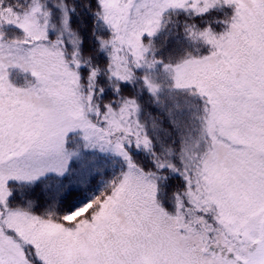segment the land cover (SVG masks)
Returning a JSON list of instances; mask_svg holds the SVG:
<instances>
[{
	"label": "snow or ice",
	"instance_id": "snow-or-ice-1",
	"mask_svg": "<svg viewBox=\"0 0 264 264\" xmlns=\"http://www.w3.org/2000/svg\"><path fill=\"white\" fill-rule=\"evenodd\" d=\"M80 2L0 0V264H264V0Z\"/></svg>",
	"mask_w": 264,
	"mask_h": 264
},
{
	"label": "trees",
	"instance_id": "trees-1",
	"mask_svg": "<svg viewBox=\"0 0 264 264\" xmlns=\"http://www.w3.org/2000/svg\"><path fill=\"white\" fill-rule=\"evenodd\" d=\"M77 14L74 17V23L79 29L80 35L83 37L84 44L86 47H93L94 40L91 35V29L93 25V16L89 12V10L83 7V4L78 0L77 3ZM168 30L162 31L158 38L157 43L162 48L164 52H168L169 50H174L176 53H182L183 51H193L196 45L192 42L184 38L182 35H178L174 28L169 25ZM203 51H207L206 48ZM18 83H23V79H17ZM34 196L42 195L38 190L32 193Z\"/></svg>",
	"mask_w": 264,
	"mask_h": 264
},
{
	"label": "rangeland",
	"instance_id": "rangeland-1",
	"mask_svg": "<svg viewBox=\"0 0 264 264\" xmlns=\"http://www.w3.org/2000/svg\"><path fill=\"white\" fill-rule=\"evenodd\" d=\"M95 46V42H94V44H93V47Z\"/></svg>",
	"mask_w": 264,
	"mask_h": 264
}]
</instances>
